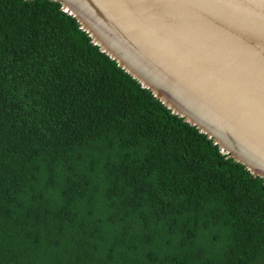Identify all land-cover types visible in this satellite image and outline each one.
<instances>
[{
    "label": "trees",
    "instance_id": "1",
    "mask_svg": "<svg viewBox=\"0 0 264 264\" xmlns=\"http://www.w3.org/2000/svg\"><path fill=\"white\" fill-rule=\"evenodd\" d=\"M0 264H264V184L49 0H0Z\"/></svg>",
    "mask_w": 264,
    "mask_h": 264
},
{
    "label": "water",
    "instance_id": "2",
    "mask_svg": "<svg viewBox=\"0 0 264 264\" xmlns=\"http://www.w3.org/2000/svg\"><path fill=\"white\" fill-rule=\"evenodd\" d=\"M264 184V0H49Z\"/></svg>",
    "mask_w": 264,
    "mask_h": 264
}]
</instances>
